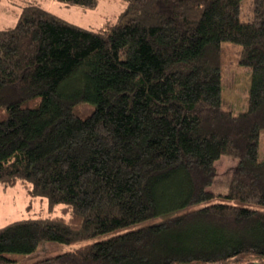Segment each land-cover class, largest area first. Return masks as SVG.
<instances>
[{"label":"trees","instance_id":"obj_1","mask_svg":"<svg viewBox=\"0 0 264 264\" xmlns=\"http://www.w3.org/2000/svg\"><path fill=\"white\" fill-rule=\"evenodd\" d=\"M124 1L97 30L35 3L0 29V183L61 205L1 226L0 264L156 216L29 264H264V0L235 31L250 73L237 114L221 96L222 31L242 0ZM222 155L236 160L224 193L210 189Z\"/></svg>","mask_w":264,"mask_h":264},{"label":"rangeland","instance_id":"obj_2","mask_svg":"<svg viewBox=\"0 0 264 264\" xmlns=\"http://www.w3.org/2000/svg\"><path fill=\"white\" fill-rule=\"evenodd\" d=\"M251 0H242L237 7L223 16L222 38L226 41L221 63V96L225 102V107L233 114L243 111L246 107V98L250 86V73L241 67L237 62L235 31L239 20H247L250 14ZM35 3L53 14L78 26L97 30L105 23L114 21L125 10L124 0H97V4L92 9H85L78 5L63 4L57 0H0V29L11 27L17 21L18 15L25 5ZM38 99L27 102L28 106H34ZM84 113V110H81ZM260 159L264 158V133L259 143ZM236 160L222 155L216 161V176L210 187L212 191L224 193L227 190L229 176ZM219 202H226L234 205L256 207L248 203L235 200L217 199ZM58 205L49 211L45 198L32 197L28 193V185L24 182L14 184L0 183V227L12 221L26 218L47 217L60 214ZM264 209V207L257 206ZM163 219L156 216L143 222L136 223L129 227L113 230L97 235L86 241L75 245L60 244L52 241L41 242L36 250L28 257L18 254H9V257L16 259L13 264H29L38 258L50 256L56 253L73 250L78 246L107 239L116 234L125 232L129 229L151 224Z\"/></svg>","mask_w":264,"mask_h":264}]
</instances>
